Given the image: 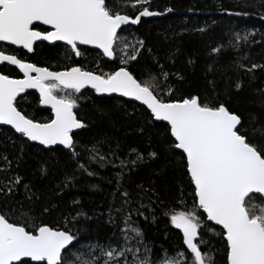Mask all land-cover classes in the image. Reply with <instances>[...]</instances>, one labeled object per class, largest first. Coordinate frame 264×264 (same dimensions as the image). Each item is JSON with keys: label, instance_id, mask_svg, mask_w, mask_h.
I'll list each match as a JSON object with an SVG mask.
<instances>
[{"label": "snow or ice", "instance_id": "1", "mask_svg": "<svg viewBox=\"0 0 264 264\" xmlns=\"http://www.w3.org/2000/svg\"><path fill=\"white\" fill-rule=\"evenodd\" d=\"M150 4L151 0H0V42L29 53L38 41L62 42L76 57L83 54L80 46H91L108 60L118 59L120 65L100 74L81 67L53 71L0 51V64L15 65L23 74L21 79L0 74V125L10 126L25 142H35L50 151L62 146L75 157L78 153L74 134L87 127L75 111L80 99L76 94L90 88L97 95L116 94L137 102L144 117L140 132L162 128L160 134L166 137L167 149L178 157L194 197L191 211L166 213L171 224L182 233L186 252L178 251L174 259L165 256L160 264H216L210 247L209 251L201 248L207 242L200 234L203 224L198 211L220 227L214 234L223 244L225 264H264V121L260 119L261 114L248 113L246 124L245 117L216 93L214 81L209 82L212 92L208 95L176 96V87L168 82L173 74L164 71L163 66L158 74L149 72V78H137L128 65L138 60L145 41L124 44L119 56L117 45L122 39L123 26L137 25L142 18L162 15L150 10ZM137 6H141L138 11ZM128 7L134 10V16L128 14ZM39 25L47 28L40 29ZM250 35L235 34V46L239 47L241 41L250 43ZM237 67L244 68L239 64ZM257 69H264V64L252 63L244 70L253 73ZM175 75L178 80H184L183 76ZM160 78L166 82L163 86ZM234 87L238 92L242 84L235 82ZM29 89L38 91V103L51 110L49 117L38 120L20 110L17 98L23 99L22 94ZM261 95L264 97V89ZM259 107L264 109V98ZM130 155L134 158L113 164L121 169L116 173L118 182L125 168L131 170L129 165L136 167L146 156L155 159L158 153H140L133 148ZM99 159L104 161L106 157L100 155ZM0 162L5 165L0 168V173H4L0 196L5 200L4 209L0 210V264H97L98 258L86 260L70 249L69 246L75 248L77 237L67 228V219L64 227L58 226V221L36 223L39 216L51 214L54 206L41 205L37 214L33 205L39 197L23 182V176L9 172L12 161L6 154L0 153ZM41 172L46 173V169L42 167ZM21 186L28 207L23 201L14 200ZM122 195L128 197L126 191ZM16 212L21 219L12 215ZM81 215L86 214L77 213V217ZM122 223L121 245L96 246L104 258L103 264H121L122 260L123 264H152L147 245H144L143 257L138 248L128 246L129 232L140 237L138 243H143L142 231L131 222L130 216ZM66 251L69 256L65 255ZM128 254L132 256L131 262Z\"/></svg>", "mask_w": 264, "mask_h": 264}, {"label": "trees", "instance_id": "2", "mask_svg": "<svg viewBox=\"0 0 264 264\" xmlns=\"http://www.w3.org/2000/svg\"><path fill=\"white\" fill-rule=\"evenodd\" d=\"M149 7L162 15L142 18L137 25L123 26L122 39L117 45L122 47L131 40L145 41L138 60L128 65L137 78L147 79L149 72L158 74L163 66L164 71L173 74L168 82L176 87V96L188 93L208 95L212 92L209 82L214 81L216 93L230 108L245 117L246 124L250 112L261 114L260 119L264 121V109L259 107L264 98L261 95L264 69L253 73L244 70L252 63L264 64V0H151ZM167 8L172 11L167 12ZM126 11L135 15L131 7ZM237 33L251 34V42L241 41L236 47ZM217 48L220 51H213ZM81 50L83 58L76 59L68 49L59 45L37 44L31 55L0 45V51L6 54L17 55V58L53 71L81 67L100 74L120 66L118 59L107 60L89 48ZM120 54L117 52V56ZM238 64L244 68H238ZM0 73L11 78L19 77L15 67L2 65ZM175 74L183 76L184 80H178ZM159 82L161 86L166 83L162 78ZM235 82L242 84L238 92ZM76 95L80 99L75 111L87 127L74 134L78 153L75 157L67 149H42L25 142L11 129L0 128V153L12 161L9 172L23 176V182L28 183L39 197L33 205L37 214L41 205L54 206L51 214L39 216L36 223L40 220L58 221V226L64 227L67 219V228L77 237L75 248L71 246L70 249L86 260L98 258L97 264H103L104 258L96 246L121 245L122 222L129 216L142 231L143 243H138L140 237L129 232L128 246L138 248L143 257L144 245H147L151 250L152 264H160L165 256L174 259L178 251L186 252L179 230L171 224L166 213L193 209L192 186L178 157L167 149L166 137L160 134L162 128H148L141 133L139 128L144 117L141 106L136 103L99 97L90 90ZM22 97L18 99L21 111L38 120L50 116L51 113L39 105L36 93L25 92ZM133 148L140 153L156 151L158 156L155 159L146 156L145 161L136 167L129 165L131 170L125 168L123 178L118 182L116 173L121 169L113 164L119 165L121 160L134 158L130 155ZM112 152L116 156H112ZM100 155L106 159L101 161ZM3 167L5 165L0 162V168ZM42 167L46 173L41 172ZM89 172L95 174L90 176ZM3 181L4 173H0V183ZM125 191L128 197L122 195ZM14 200L23 201L28 207L22 186ZM4 203V197L0 196V210L4 209ZM79 212L86 215L77 217ZM197 214L203 224L200 234L207 242V245H201L202 250L209 251L210 247L216 264H225L223 244L214 234L220 229L207 223L200 211ZM12 215L21 219L19 212ZM210 228L213 231H209ZM65 255L69 256V253L66 251ZM188 256L190 261V254ZM128 257L132 258L131 254Z\"/></svg>", "mask_w": 264, "mask_h": 264}, {"label": "water", "instance_id": "3", "mask_svg": "<svg viewBox=\"0 0 264 264\" xmlns=\"http://www.w3.org/2000/svg\"><path fill=\"white\" fill-rule=\"evenodd\" d=\"M148 18H151V17H148ZM40 27H43V28H47V26H44V25H39ZM40 43H44V44H46V45H48V46H54V45H61V46H64V47H67L66 45H64L62 42H56L55 44H50L49 42H46V41H38V42H36V44L35 45H37V44H40ZM0 45H5V46H8V47H11V48H14V49H16V50H18V49H21V50H23L24 52H26L27 54H31V53H29V52H27V50L26 49H22V48H19V47H16V46H13V45H7V44H5L4 42H0ZM35 45H34V47H35ZM80 47H83V48H89V49H91V50H94V51H96V52H98V53H100L101 55H102V53L100 52V50H98V49H95V48H92L91 46H80ZM103 56V55H102ZM105 59H107L106 57H104ZM108 60V59H107ZM2 65H8V66H12V67H15V65H9V64H7V62H5L4 64H0V66H2ZM16 70H17V72H18V74H19V77L18 78H14V79H21V78H23V74L22 73H20L19 72V69H17L16 68ZM63 71V70H62ZM1 74V73H0ZM83 90H90V91H93L94 92V90H92V89H90V88H85V89H82V91ZM27 92H34V93H36V95L38 96V99H39V93H38V91H36L35 89H29V90H27ZM95 93V92H94ZM24 94V93H23ZM22 94V95H23ZM96 94V93H95ZM97 95V94H96ZM97 96H99V97H115V98H117V99H121V100H125V101H129V100H127V98H123V97H119V96H117L116 94H113V95H111V96H108V95H97ZM20 97H18L17 98V100L19 99ZM129 102H133V103H136V104H138L137 102H134V101H129ZM43 109H45V110H48L50 113H51V110L49 109V108H47L46 106H42V105H40ZM0 128H8V129H11L10 128V126H6V125H0ZM12 130V129H11ZM81 130V129H80ZM80 130H77L76 131V133L78 132V131H80ZM13 132H14V130H12ZM75 133V134H76ZM16 134V133H15ZM19 135V134H18ZM30 143H32V144H35V145H37L38 147H40V148H42V149H45V148H43V146H40V145H38V144H36L35 142H30ZM56 147H60V148H62V146H55V148ZM46 150H48V149H46ZM202 213V212H201ZM203 214V213H202ZM204 215V217H205V220H206V222L207 223H209V224H211L212 226H214V227H217V228H219L220 229V227L218 226V225H215L213 222H210V221H207V219H206V214H203ZM179 230V229H178ZM179 233L181 234V236H182V233L180 232V230H179ZM69 247H71V246H69Z\"/></svg>", "mask_w": 264, "mask_h": 264}, {"label": "flooded vegetation", "instance_id": "4", "mask_svg": "<svg viewBox=\"0 0 264 264\" xmlns=\"http://www.w3.org/2000/svg\"><path fill=\"white\" fill-rule=\"evenodd\" d=\"M42 29H44L43 27H41ZM60 47H63V48H66V49H68L67 47H64V46H61V45H59ZM81 49H85V48H83V47H81ZM18 50H21V49H18ZM23 51V50H22ZM82 51V50H81ZM24 52V51H23ZM24 53H26V52H24ZM82 53H83V51H82ZM27 54V53H26ZM32 54V53H31ZM31 54H27V55H31ZM74 55V54H73ZM75 56V55H74ZM75 58L76 59H80V58H83L82 56L80 57H76L75 56ZM25 61V60H24ZM25 62H27V61H25ZM30 63V62H29ZM3 66H8V65H3ZM8 67H12V66H8ZM16 68V67H15ZM18 78V77H17Z\"/></svg>", "mask_w": 264, "mask_h": 264}, {"label": "rangeland", "instance_id": "5", "mask_svg": "<svg viewBox=\"0 0 264 264\" xmlns=\"http://www.w3.org/2000/svg\"><path fill=\"white\" fill-rule=\"evenodd\" d=\"M135 41H136V40H131L130 42H127L126 44H132V43H135ZM122 47H123V46H122ZM122 47H117V48H118V49H117V52L120 53V52H121L120 49H122ZM81 56L83 57V55H81ZM81 56H80V57H81ZM164 258H165V257H164ZM164 258H163V259H164ZM166 258H167V259H172V258H168V257H166ZM127 259H128V261H129V259L132 260V258H129L128 256H127Z\"/></svg>", "mask_w": 264, "mask_h": 264}]
</instances>
